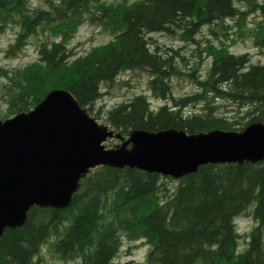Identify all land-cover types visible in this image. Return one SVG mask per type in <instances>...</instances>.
I'll list each match as a JSON object with an SVG mask.
<instances>
[{
	"label": "trees",
	"instance_id": "16d2710c",
	"mask_svg": "<svg viewBox=\"0 0 264 264\" xmlns=\"http://www.w3.org/2000/svg\"><path fill=\"white\" fill-rule=\"evenodd\" d=\"M256 11L264 14L263 2L0 0V34L15 28L5 53L15 55L28 43L36 47L26 65L0 66V119L65 87L124 136L137 128L196 132L264 122V61L230 50L227 42L248 36L264 52V17L249 22ZM85 22L110 38L77 53L68 41ZM205 26L220 44L199 42ZM155 33L184 44H167ZM189 43L197 57L192 64L183 52ZM207 56L210 63L199 76L196 69ZM130 69L146 73L144 90L100 113L97 101ZM179 74L195 89L174 94L171 76ZM151 96L163 103L153 105ZM226 105L234 112L221 109ZM239 215L251 218L248 229L238 228ZM139 239L150 244L144 264H264V160L207 162L179 177L97 165L80 179L68 205H33L23 224L5 229L0 264H116L122 243Z\"/></svg>",
	"mask_w": 264,
	"mask_h": 264
},
{
	"label": "water",
	"instance_id": "95a60500",
	"mask_svg": "<svg viewBox=\"0 0 264 264\" xmlns=\"http://www.w3.org/2000/svg\"><path fill=\"white\" fill-rule=\"evenodd\" d=\"M119 142L107 146L108 138ZM264 160V122L242 129H131L100 122L65 87L0 119V235L24 223L33 205L64 207L97 165L130 166L174 177L207 162Z\"/></svg>",
	"mask_w": 264,
	"mask_h": 264
},
{
	"label": "rangeland",
	"instance_id": "374dc122",
	"mask_svg": "<svg viewBox=\"0 0 264 264\" xmlns=\"http://www.w3.org/2000/svg\"><path fill=\"white\" fill-rule=\"evenodd\" d=\"M264 3V0H257ZM264 17V14L261 11L252 12L249 15V22H252L254 18ZM14 27L7 28L5 32L0 34V66L6 68H12L16 66H23L27 63L34 60L36 57V47L33 43H28L22 51L15 55H9L5 53V48L7 47L8 42L12 41L14 36ZM155 35L163 42L175 46L183 45L184 42L180 39L171 38L161 33H155ZM198 40L201 43L206 44L207 39L214 44H220V42L209 35L208 27L205 26L203 30L197 35ZM208 37V38H207ZM110 38L109 33L101 28V26L85 22L80 25L75 33V35L68 41L69 45L77 51V53H84L89 50L91 47L98 45L100 43L106 42ZM228 48L234 52H247L251 55L252 61L263 62L264 61V52H260L257 45L254 43L251 37H243L241 39H229ZM194 47L193 43L187 44L184 47L183 52L186 56L189 57L190 63H195L197 58L195 55H191V48ZM264 48V45H263ZM208 49V47L206 48ZM203 52V51H202ZM210 63V56H207L203 59L202 63L199 65L196 72L199 76H203L206 73L207 67ZM183 65V64H182ZM187 70V69H185ZM146 73L140 69H130L123 70L118 74V77L115 78L113 84H111L107 89L109 91L105 92L103 96L97 101V109L99 107V112L103 111L110 107L112 104L128 98L132 91L144 90ZM171 82L173 85L174 94H183L185 92L192 91L195 89L194 83L190 81L188 76L185 74L173 75L171 76ZM151 101L153 105H158L163 103L162 99L155 98L151 96ZM227 109V113H233L235 106L226 105L222 106L221 109ZM100 122H104V118H97ZM105 123V122H104ZM117 139H114L113 142H117ZM238 228L240 230L248 229L251 224V218L249 216L239 215L236 219ZM150 247L149 243H146L143 239L135 241L125 240L122 243L121 248L117 252L114 260L116 264H144L145 255ZM53 264H74L71 261H61L56 260Z\"/></svg>",
	"mask_w": 264,
	"mask_h": 264
},
{
	"label": "flooded vegetation",
	"instance_id": "af4514ba",
	"mask_svg": "<svg viewBox=\"0 0 264 264\" xmlns=\"http://www.w3.org/2000/svg\"><path fill=\"white\" fill-rule=\"evenodd\" d=\"M114 139H115V138H112V140H114ZM115 143H116V142H115ZM115 143H114V144H115ZM111 146H112V145H111Z\"/></svg>",
	"mask_w": 264,
	"mask_h": 264
}]
</instances>
